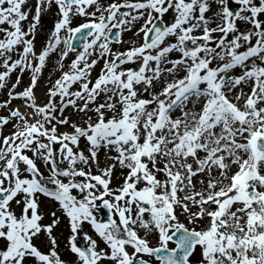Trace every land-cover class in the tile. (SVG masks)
Segmentation results:
<instances>
[{"label":"rangeland","instance_id":"rangeland-1","mask_svg":"<svg viewBox=\"0 0 264 264\" xmlns=\"http://www.w3.org/2000/svg\"><path fill=\"white\" fill-rule=\"evenodd\" d=\"M19 3L0 0V264L152 260L171 224L202 234L191 264H264V155L251 147L264 133V0ZM157 17L169 31L144 48ZM88 21L98 31L70 50ZM29 234L48 261L19 249Z\"/></svg>","mask_w":264,"mask_h":264},{"label":"water","instance_id":"water-1","mask_svg":"<svg viewBox=\"0 0 264 264\" xmlns=\"http://www.w3.org/2000/svg\"><path fill=\"white\" fill-rule=\"evenodd\" d=\"M154 25H156V24H154ZM78 38H79V35H76L75 40L77 41ZM260 140L264 141V136L257 137L256 144H258L259 143L258 141H260ZM104 204H106V203H104ZM191 234L192 233H190V232H188V231H186L184 229H181V228L178 229L177 231H175L170 236V239H174V240H176L179 243L180 255H178L175 250H173V251H168L166 249L158 250V251L155 252V256L162 259L161 264H171L173 262V259L172 258H167L169 256H173V257L177 258V262L179 264H183L182 262L180 263V261L178 260V258L182 259L183 257H185L184 254H183V243H182L183 237H185V238H187L189 240L190 246H192L196 241H198V238H196V237L192 238L193 236ZM188 237H190V238H188ZM84 253L86 255H89L90 251L88 249L84 248Z\"/></svg>","mask_w":264,"mask_h":264}]
</instances>
